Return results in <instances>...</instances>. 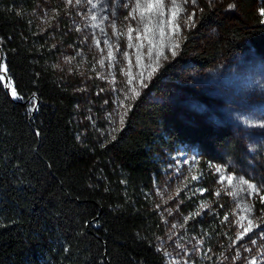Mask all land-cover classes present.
Here are the masks:
<instances>
[{"label": "trees", "instance_id": "16d2710c", "mask_svg": "<svg viewBox=\"0 0 264 264\" xmlns=\"http://www.w3.org/2000/svg\"><path fill=\"white\" fill-rule=\"evenodd\" d=\"M235 5L228 21L201 0L179 54L159 65L123 123L101 137L77 127L73 84L59 69L77 37L68 4L0 0V65L19 97L0 81V264H165L154 190L164 158L179 151L197 158L176 196L185 223L208 259L232 256L231 205L214 165L250 170L260 186L264 165H250L229 126L197 120L158 97L183 90L181 66L208 67L243 39L264 48V0ZM261 197L264 187L253 199L264 230Z\"/></svg>", "mask_w": 264, "mask_h": 264}, {"label": "rangeland", "instance_id": "374dc122", "mask_svg": "<svg viewBox=\"0 0 264 264\" xmlns=\"http://www.w3.org/2000/svg\"><path fill=\"white\" fill-rule=\"evenodd\" d=\"M206 1L218 8L228 21L236 18V0ZM65 2L73 11L72 23L77 37L76 43L59 56L58 62L59 69L73 84L75 123L81 132L107 136L121 125L120 117L133 98L132 89L139 92L142 88L141 78L146 83L153 68L174 58L170 49L179 54L185 32L193 28L185 21L195 13V24L201 0L195 3L164 0L163 16L149 13L146 0H140L141 7L133 13L136 19L129 17L136 0ZM129 25L134 29L131 40L128 38ZM176 44L178 48L174 47ZM110 51L112 57L108 55ZM157 53H160L159 60ZM178 75L183 90L163 95L158 100L173 103L197 120L229 126L244 142L250 165H264V126H261L264 125V48L243 39L240 47L229 56L208 67L181 66ZM196 160V155L179 151L167 155L161 166L163 173L154 192L165 226L164 233L156 241L164 263L264 264V230L258 228L261 215L253 205L254 197L264 185H256L250 170L233 163L214 165L217 183L226 192L231 205L236 235L232 256L212 259L205 256L201 243L185 223L188 215L181 211L176 197L186 177L192 175ZM228 176L233 178L231 182ZM242 180L247 183H241ZM248 184L255 187L249 188ZM249 220L252 221L251 231L238 239V234L249 227Z\"/></svg>", "mask_w": 264, "mask_h": 264}, {"label": "snow or ice", "instance_id": "6c2138e0", "mask_svg": "<svg viewBox=\"0 0 264 264\" xmlns=\"http://www.w3.org/2000/svg\"><path fill=\"white\" fill-rule=\"evenodd\" d=\"M192 2L195 3V0H192ZM68 3H71V0H68ZM77 3H79V0H77ZM89 3H91V0H89ZM146 3H147V11H148L149 13L155 12L157 15H160V16H163V15L165 14L166 6H165V4H164V0H146ZM126 7H127V5H126ZM140 7H141L140 0H136V7L133 9L132 12H129V17H131L132 19H136L135 15H134L133 13L135 12L136 9H138V8H140ZM231 7H233V5H229V8H231ZM260 14H261L262 16H264V9H261ZM175 15H176V13L173 12V16H175ZM194 16H195V13H193L192 15H189V16L187 17V20L185 21V24L194 27V26H195V24H194V22H193V17H194ZM92 19L95 20L96 17L93 16ZM126 19H127V17H126ZM141 20H143V14H142V13H141ZM171 22H172V21L169 20V23H170V24H171ZM113 27H115V26H113ZM133 31H134L133 27H132L131 25H129V28H128V33H129V37H128V38H129V40L132 39V35H131V33H132ZM147 31H148L147 26H145V32H147ZM162 35H163V33H162ZM137 39H140L139 34H137ZM107 43H108V42L105 41V44H107ZM131 46H132V45L129 44V47H131ZM174 47H175V48H178L179 45L176 44ZM149 51H150V53H151V49H150ZM170 51H171V55H172L173 57H175V56L177 55V52H176L174 49H170ZM124 54H125V56L128 55L127 52H125ZM108 55H109V57H112V52L110 51V52L108 53ZM159 57H160V53H157V60H159ZM139 59H140V58L138 57V58H137L138 62H139ZM164 59H167V57L165 56ZM102 63H103V61H101V64H102ZM158 67H159V65L157 66V68H153V69H152V72L149 73V79H150V78L152 77V75L158 70ZM4 71H6V69H5L2 65H0V72H4ZM4 79H5V77H4L3 75H0V81H3ZM129 83H132V80H131V79H129ZM5 86L8 87V88H12L11 95L13 96V98H19L17 92L15 91V88L12 86V84H11L10 81H9ZM140 86H141V87H144V88H146V87L148 86L146 83L143 82V78H141V85H140ZM132 92H133V98H135L136 96L139 95V92H137V91L135 90V88L132 89ZM120 120H121V123H123V120H124V116H123V115H121ZM261 126H264V125H261ZM37 135H39V133H37ZM185 163H187V161H185ZM217 171L219 172V171H221V169L217 168ZM197 178H198V177H196V176H193V177H192L193 180H196ZM223 179H224V177H221V180H223ZM227 179H228L229 182H231L233 178H232L231 176H228ZM241 183H247V181L242 180ZM248 187H249V188H254L255 186H254V185H251V184H248ZM179 191H180V190L178 189V190H177V194L179 193ZM217 194H219V193H217ZM261 200L264 201V197H261ZM198 214H199V213H196V215H198ZM186 219H187V218H186ZM225 219L227 220V217H225ZM251 224H252V221L249 220V227H245V228H244V231H243L242 233H239V234H238V237H237L238 239L243 238V236H244L246 233H248L249 231H251V227H250ZM174 227H175V225H174ZM253 243H255V241H253Z\"/></svg>", "mask_w": 264, "mask_h": 264}, {"label": "water", "instance_id": "95a60500", "mask_svg": "<svg viewBox=\"0 0 264 264\" xmlns=\"http://www.w3.org/2000/svg\"><path fill=\"white\" fill-rule=\"evenodd\" d=\"M1 49H0V61H1ZM2 73V75L5 77V79L3 80V82H4V86L8 83V79H7V75H6V73H5V71L4 72H1ZM5 88H6V90L8 91V93L10 94V91H9V88L8 87H6L5 86Z\"/></svg>", "mask_w": 264, "mask_h": 264}]
</instances>
